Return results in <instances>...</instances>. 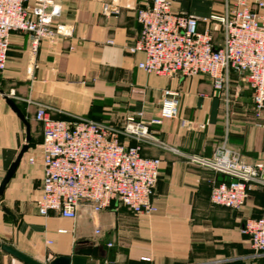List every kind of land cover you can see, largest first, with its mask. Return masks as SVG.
<instances>
[{"label": "crops", "instance_id": "0c3cea01", "mask_svg": "<svg viewBox=\"0 0 264 264\" xmlns=\"http://www.w3.org/2000/svg\"><path fill=\"white\" fill-rule=\"evenodd\" d=\"M114 1L119 12L104 16L102 3ZM137 6L138 0H64L57 21L72 27L71 36L42 41L35 52L25 32L11 33L0 90L29 123L30 141L0 195V241L41 263L72 255L85 240L104 252L102 258L88 257L95 264H264L241 232L245 219L264 216V186L252 185L239 211L214 205L211 187L228 178L170 149L210 157L216 146L225 144L246 162L264 164V116L254 119L244 104L226 108L213 95L210 80L206 85L196 78H167L139 69L143 54L128 51L140 31ZM173 6L197 16L219 9L213 0H173ZM238 79L231 74L235 93L243 95L246 89L250 96ZM164 89L179 91V117L194 126L183 128L178 119L149 126L152 147L143 145L142 154L161 161L155 213L135 215L112 203L98 213L81 205L74 220L54 212L37 214L42 166L39 154L32 153L42 137L41 124L34 119L38 107L55 119L111 121L128 111L142 112L147 120L159 115ZM196 123L206 125L198 129ZM25 137L24 123L0 93V183ZM30 156L34 163L27 161ZM0 264L25 263L0 250Z\"/></svg>", "mask_w": 264, "mask_h": 264}, {"label": "built area", "instance_id": "2783aa9c", "mask_svg": "<svg viewBox=\"0 0 264 264\" xmlns=\"http://www.w3.org/2000/svg\"><path fill=\"white\" fill-rule=\"evenodd\" d=\"M63 1L0 0V73L6 67L12 32H25L32 52L42 41L54 43L71 36L72 27L57 21ZM101 11L104 16L117 14L119 5L104 2ZM135 14L140 31L128 51L143 54L139 69L167 78L205 75L213 95L226 108L234 73L250 91L253 116L262 119L264 0H221L219 9L204 16L177 11L173 0H138ZM178 107L179 92L164 89L157 117L145 120L142 112H130L120 127L84 117L55 119L38 107L34 119L41 124L36 149L42 177L37 214L46 217L54 212L74 220L81 205L98 213L112 203L135 215L155 213L153 194L161 161L143 155L142 146L153 140L149 126L164 119H178L183 128L194 126L179 117ZM170 149L228 178L211 187L209 199L214 205L239 211L251 186H264V164L246 162L225 144L216 146L210 157ZM27 161L34 163L35 158ZM241 232L248 236L253 252L264 255V217L245 219Z\"/></svg>", "mask_w": 264, "mask_h": 264}, {"label": "water", "instance_id": "95a60500", "mask_svg": "<svg viewBox=\"0 0 264 264\" xmlns=\"http://www.w3.org/2000/svg\"><path fill=\"white\" fill-rule=\"evenodd\" d=\"M0 93L3 94L6 103L10 106L12 111L16 114V116L24 123L25 125V131H26V137H25V144L21 147L20 151L18 152L15 160L10 164L4 178L2 179L0 183V195L2 194L5 185L12 177L18 163L20 162L23 154L26 152L28 148V142L30 141V125L27 122L24 115L20 112L18 107L16 106L15 102L6 95L2 90H0ZM3 210L7 213H9L5 207H3ZM0 250L5 252L6 254L11 255L12 257L22 261L25 264H95L94 262H88V257L90 258H102L104 257V252L99 245H93L88 241L82 240L79 241L78 244L73 248L72 255L70 256H55L54 258L48 260L46 263H41L32 257L20 252L19 250L15 249L10 244L4 243L0 241Z\"/></svg>", "mask_w": 264, "mask_h": 264}, {"label": "rangeland", "instance_id": "374dc122", "mask_svg": "<svg viewBox=\"0 0 264 264\" xmlns=\"http://www.w3.org/2000/svg\"><path fill=\"white\" fill-rule=\"evenodd\" d=\"M220 1L221 0H213V4L215 6H219L220 8ZM191 78H196L198 79L200 82L208 85L209 83V79H207V76L205 75H197V76H192ZM171 80V79H170ZM238 82H239V86L240 88H245V82L243 81V79L239 78L238 79ZM235 87H236V84L235 83H232L231 86H230V92H229V105L231 104H244L245 105V111L246 112H251V114L253 115V112H252V104H251V98L249 96V93L247 92L246 89H244L243 91V95H241L240 93L237 94V96L235 97ZM175 91H178V90H175ZM179 92V91H178ZM179 97H180V94H179ZM220 102L223 103V100L218 97ZM224 104V103H223ZM130 113L127 111L126 115ZM254 117V116H253ZM124 118H125V115H120V117H116L114 120H111V121H107L109 122V124L111 123V125H115L117 127H120L123 125L124 123ZM255 119V117H254ZM154 144V143H153ZM144 147L146 148H150L152 147L151 143L147 144V143H144ZM35 149H36V145H35ZM32 154H38L37 153V149L32 153ZM256 163H259V162H256ZM262 164V163H261ZM261 217H264V216H261ZM260 218V217H258ZM253 256L255 258H258V257H264V255H257L255 252H253Z\"/></svg>", "mask_w": 264, "mask_h": 264}]
</instances>
